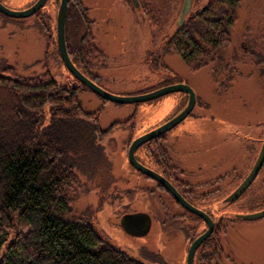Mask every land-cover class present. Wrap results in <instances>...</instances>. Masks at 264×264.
Here are the masks:
<instances>
[{
    "label": "rangeland",
    "instance_id": "374dc122",
    "mask_svg": "<svg viewBox=\"0 0 264 264\" xmlns=\"http://www.w3.org/2000/svg\"><path fill=\"white\" fill-rule=\"evenodd\" d=\"M0 1L22 10L33 0ZM83 1L93 19L91 33L104 53L91 69L97 84L119 96L143 94L171 81L187 83L195 91L192 112L158 140L165 146L169 168L176 166L180 186L203 208L213 207L219 222L213 238L220 241V253L213 249L212 239L198 250L195 264H264V217L236 216L264 209V165L243 195L226 203L224 210L231 211L232 218H222L221 204L249 174L264 140V62L257 59L259 52L264 56V0L243 1L220 65L214 60L198 68L178 52L166 50L178 27L176 12L182 0H148L154 19L129 0ZM58 4L48 0L40 14L28 17L0 12V69L11 67L22 79L49 76L62 86L77 87L82 109L95 114L93 122L101 129L126 122L79 159L75 170L82 188L75 197V212L88 216L114 247L143 262L160 253L171 264H185L189 242L205 226L156 180L135 168L128 150L134 139L179 110L188 96L178 91L144 102L119 103L95 93L71 73L60 55ZM74 27H67L66 19V30ZM150 154L146 145L137 150L144 163L155 166ZM136 211L151 215L149 235L133 237L121 226L124 213Z\"/></svg>",
    "mask_w": 264,
    "mask_h": 264
},
{
    "label": "trees",
    "instance_id": "16d2710c",
    "mask_svg": "<svg viewBox=\"0 0 264 264\" xmlns=\"http://www.w3.org/2000/svg\"><path fill=\"white\" fill-rule=\"evenodd\" d=\"M198 1L193 0L196 10L177 27L166 50L195 68L214 60L220 65L244 0ZM139 2L154 19L148 0ZM88 12L83 0L69 1L67 27H75L67 28L66 41L72 61L96 82L91 69L104 53L90 34ZM257 59L264 62L262 53ZM214 73L217 77L218 68ZM93 119L95 114L82 109L77 87L49 76L22 79L11 67L0 69V264H147L114 247L88 216L75 212L82 188L75 170L79 159L126 123L104 130ZM159 139L147 146L155 164L165 168L166 149ZM213 237L204 244L213 239L220 253V241Z\"/></svg>",
    "mask_w": 264,
    "mask_h": 264
},
{
    "label": "water",
    "instance_id": "95a60500",
    "mask_svg": "<svg viewBox=\"0 0 264 264\" xmlns=\"http://www.w3.org/2000/svg\"><path fill=\"white\" fill-rule=\"evenodd\" d=\"M47 0H37L33 5L22 9V10H13L8 8L3 2L0 1V12L12 16V17H28L35 14L39 11L46 3ZM135 6H139V0H132ZM192 0H184L183 9L181 14L178 17V26L181 25L186 15L188 14L191 7ZM69 0H60L58 16H57V41L60 55L66 64L67 68L71 73L79 79L84 85L92 89L95 93L103 97L105 100L115 101L119 103L127 102H144L152 100L163 96L171 92H185L188 95V101L184 108L172 118L168 119L158 127L138 136L134 139L128 150V156L131 164L137 168L139 171L143 172L147 176L158 180L163 184L173 196L187 209L203 217L208 223V229L198 236L191 244L188 255H187V264H194V257L196 250L199 246L212 234L214 229V222L211 217L201 209L189 203L179 191L173 186V184L167 180L163 175L151 169L150 167L143 164L137 158V150L140 146L149 142L150 140L157 138L158 136L166 133L167 131L174 128L181 121H183L193 110L196 104V94L193 88L187 83L179 82L170 84L167 86L160 87L158 89L139 94V95H129V96H119L113 93L108 92L94 80L85 75L72 61L66 41V17L68 11ZM264 165V140L259 152V155L250 170L249 174L244 178V180L239 184V186L226 198V202H232L236 200L245 190L252 184V182L258 176L260 170ZM238 218L244 219H256L264 217V209L261 211L249 213V214H238ZM121 226L123 229L132 235L143 236L145 235L151 226L150 215L146 212H135V213H125L121 218Z\"/></svg>",
    "mask_w": 264,
    "mask_h": 264
},
{
    "label": "flooded vegetation",
    "instance_id": "af4514ba",
    "mask_svg": "<svg viewBox=\"0 0 264 264\" xmlns=\"http://www.w3.org/2000/svg\"><path fill=\"white\" fill-rule=\"evenodd\" d=\"M37 0H33L32 1V3L29 5V6H31V5H33L35 2H36ZM48 1V0H47ZM46 1V2H47ZM70 1V0H69ZM58 2H59V4H60V0H58ZM129 3L135 8V7H137V6H135L134 5V3H133V1L132 0H129ZM59 4H58V9H59ZM183 4H184V0H182L181 1V6H180V8H179V10L176 12V17L178 18L179 17V15L181 14V12H182V9H183ZM28 6V7H29ZM45 6V5H44ZM43 6V7H44ZM68 6H69V4H68ZM176 6H177V4H176ZM42 7V8H43ZM42 8L39 10V11H37L35 14H37V13H41V10H42ZM88 8V7H87ZM137 8H139V9H143L141 6H140V2H139V6L137 7ZM176 9H177V7H176ZM173 10V7H171V8H169V15L170 14H172V11ZM196 10V6L195 5H193V0H192V3H191V7H190V10H189V12H188V14L186 15V17L187 16H189L190 14H192L194 11ZM88 11H89V9H88ZM144 12L146 13V11L144 10ZM89 13V12H88ZM34 14V15H35ZM147 14V13H146ZM57 16H58V13H57ZM67 18V17H66ZM91 19V18H90ZM92 20V22H93V19H91ZM92 28V27H91ZM91 28H90V33H91ZM56 33H57V18H56ZM91 35H92V37H93V33H91ZM93 39H94V41L96 42V44L98 45V43H97V41H96V38H94L93 37ZM99 46V45H98ZM179 82H181V81H173V82H169V83H165L164 85H162V87L163 86H167V85H170V84H174V83H179ZM186 96H188V95H186ZM187 101H188V97H187ZM187 103V102H186ZM186 103H185V105H186ZM184 105V106H185ZM184 106L182 107L181 106V108H179V110H177L173 115H171L168 119H170V118H172L174 115H176V114H178L183 108H184ZM167 119V120H168ZM166 120V121H167ZM177 126V125H176ZM175 126V127H176ZM174 127V128H175ZM173 129V128H172ZM171 129V130H172ZM170 131V130H169ZM169 131H167L166 133H164V134H162V135H160V136H158L157 138H154V139H152V140H150L149 142H147V143H145L144 145H142V146H147L148 144H150L153 140H155V139H158V138H164V136L169 132ZM138 160L139 161H141L143 164H145L146 166H148V167H150L151 169H153V170H155L156 172H158V173H160L161 175H163L167 180H169L172 184H173V186L179 191V193H181V195L189 202V203H191L192 205H194V206H196L197 208H199V209H201L202 211H204V212H206L210 217H211V219L213 220V222H214V229H213V232H212V234L207 238V239H209V238H212L213 237V234L216 232V230H217V228H219V222L217 223V221H216V219L214 218V216H213V212L215 211V210H213V207H212V209H211V207L209 208V209H205V208H203L199 203H196L191 197H190V194H188V192H189V190L187 189V188H182L180 185H182L181 184V182H180V180L177 178V176H176V174H175V171H176V166H174V165H172V168H169L170 166H168V167H165V168H163V167H161V166H159V165H157V164H155V162L154 161H152L153 163H154V165L155 166H151V165H148V164H146V163H144L140 158H139V156H138ZM146 175V174H145ZM149 177V176H148ZM151 178V177H150ZM152 179H154V178H152ZM154 180H156V179H154ZM243 181V180H242ZM156 182L158 183V185H160L163 189H164V191L166 192V193H168L172 198H173V200L176 202V204L178 205V206H180L181 208H183V209H185L187 212H189V213H191V214H193L194 216H197V217H199L201 220H202V223L204 224V226H205V228L203 229V231H201L200 233H198L195 237H193L192 239H191V241L189 242V245H188V249H187V253H186V255H188V252H189V249H190V246H191V244H192V242L198 237V236H200L201 234H203L207 229H208V223H207V221L203 218V217H201V216H199L198 214H196V213H194V212H192V211H190L189 209H187L185 206H183L174 196H173V194L169 191V189H167L163 184H161L158 180H156ZM239 186V185H238ZM237 186V187H238ZM236 187V188H237ZM235 188V189H236ZM234 189V190H235ZM233 190V191H234ZM232 191V192H233ZM231 192V193H232ZM231 193H229V195L231 194ZM229 195H227L226 197H224L221 201H222V203L221 204H223L222 205V210H223V215H222V218H232L231 217V211H228V210H224V208L227 206V204L226 203H228V202H226V198L229 196ZM243 195V193L236 199V200H238L241 196ZM236 200H234V201H236ZM233 201V202H234ZM220 204V205H221ZM214 209H218V207L217 206H215L214 207ZM222 210H219V213L222 211ZM263 210V209H262ZM261 211V210H260ZM136 212H138V211H136ZM146 213H148V212H146ZM217 213V212H216ZM125 214V213H124ZM149 214V213H148ZM218 214V213H217ZM150 215V214H149ZM237 216V215H236ZM150 218H151V226H150V229L148 230V232L144 235V236H146V235H149L150 233H151V231L153 230V221H152V217H151V215H150ZM222 220V219H221ZM163 229V228H162ZM101 234V233H100ZM129 234V233H128ZM103 237H105V238H107L105 235H103V234H101ZM129 235H131V236H133V237H140V236H135V235H132V234H129ZM108 239V238H107ZM206 239V240H207ZM205 240V241H206ZM204 241V242H205ZM204 242L199 246V248L196 250V253L198 252V250L201 248V246H203L204 245ZM196 253H195V256H196ZM152 256H154L155 258L153 259V260H149L148 262H145V263H147V264H171L170 263V261H169V259H167L166 257H163V255H161L160 253H152L151 254ZM185 264H187V256H186V262H185ZM194 264H195V257H194Z\"/></svg>",
    "mask_w": 264,
    "mask_h": 264
}]
</instances>
